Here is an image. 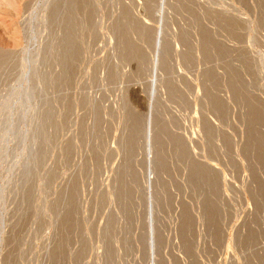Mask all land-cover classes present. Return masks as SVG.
Instances as JSON below:
<instances>
[{
	"label": "rangeland",
	"instance_id": "1",
	"mask_svg": "<svg viewBox=\"0 0 264 264\" xmlns=\"http://www.w3.org/2000/svg\"><path fill=\"white\" fill-rule=\"evenodd\" d=\"M0 264H264V0H0Z\"/></svg>",
	"mask_w": 264,
	"mask_h": 264
},
{
	"label": "bare ground",
	"instance_id": "2",
	"mask_svg": "<svg viewBox=\"0 0 264 264\" xmlns=\"http://www.w3.org/2000/svg\"><path fill=\"white\" fill-rule=\"evenodd\" d=\"M194 19V18H193ZM203 37V36H202ZM156 45H160V42H159V40H157L156 41ZM219 100V99H218ZM147 121V120H146ZM149 124H150V122H148ZM206 165V164H205ZM214 170V169H213ZM192 174V173H191ZM152 236V235H151ZM150 239H151V237H150ZM150 248H153V246L152 245H150Z\"/></svg>",
	"mask_w": 264,
	"mask_h": 264
}]
</instances>
